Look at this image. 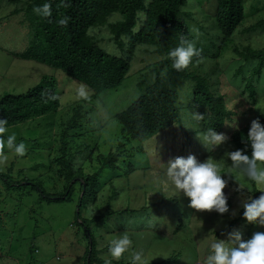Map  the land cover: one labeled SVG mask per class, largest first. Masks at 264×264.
<instances>
[{
	"label": "rangeland",
	"instance_id": "rangeland-1",
	"mask_svg": "<svg viewBox=\"0 0 264 264\" xmlns=\"http://www.w3.org/2000/svg\"><path fill=\"white\" fill-rule=\"evenodd\" d=\"M10 9L0 13V18H3L0 26V99L5 94H23L44 77H53L58 84L62 106L57 115L8 128L4 136L15 133L16 142L26 145V153L19 157L5 147L3 153L6 158L0 159V173L12 169L13 181L33 179L42 182L48 193L64 192L68 184L57 175L61 139L73 109L80 106L82 118L75 128L68 131L66 142L68 152L76 157L82 175L97 174L103 166L100 155L109 153L119 154L115 162L119 167L117 173L123 175L129 164L136 168L130 176L116 180L115 185L120 192L116 198L113 184H107V181L115 179V173L104 172L101 175L99 196L92 208L95 210L93 217L104 215L106 224L89 226L97 240L98 259L103 262L111 260L107 255L108 245L112 239L127 232L133 241L132 246L121 259L112 260L113 263H129L132 252L142 251L145 264H149L153 262V256L160 254L156 251L163 250V255H171L175 250L182 255L181 264H204L210 254L211 243L216 238L227 240L228 233L224 232L230 230L231 222L241 216L243 203L255 197L252 184L246 177L241 175L237 179V175H231L236 169L228 171L232 162L225 153L235 150L230 141L231 133L264 113V64L258 65V55L264 51V0H244L245 19L229 40L220 39L216 0H188L179 15L186 23V36L201 53L200 57L192 58L193 63L188 65L190 72L204 78L213 95L223 96L227 108L233 113V121L223 126L226 132H221L228 140L212 151H207L197 139L206 132L211 114L201 111L203 106L200 104V109H192L191 93L195 84L191 82L180 84L178 88L181 124L175 123L144 142L131 140L123 133L116 115L143 95V90L154 81L159 71L161 74L165 71L159 69L161 58L152 52L151 47H138L132 68L118 90L91 98L84 85L87 94L81 97L78 89L83 84L61 70L18 60L7 53L8 50L18 52L26 49L29 41V32L22 26L23 13L12 15L13 9ZM92 35L96 36L98 45L105 52L122 55V50L109 41L110 34L105 29H96ZM250 84L255 87L254 103L248 91ZM196 112L203 119L193 120L191 114ZM189 154L199 161L210 156L220 162L222 174H227L223 190L229 208L227 213L220 215L215 211L192 209L186 197H173L164 189L163 164ZM79 183L72 194V203L46 205L38 204L35 195L28 199L29 189L10 193L0 180V264H27L31 254L29 248L33 245L39 250L35 258L44 263L86 264L84 255L89 245V230L75 222ZM239 184L244 187L240 188ZM88 209L87 206L85 211ZM131 210L139 213L136 220V216L117 214ZM107 213L110 217L106 216ZM84 217L92 216L84 214ZM180 219L182 228L173 234ZM108 227L112 229L108 230ZM234 230L246 240L254 232H264V227L252 224L248 228L242 223Z\"/></svg>",
	"mask_w": 264,
	"mask_h": 264
},
{
	"label": "trees",
	"instance_id": "trees-1",
	"mask_svg": "<svg viewBox=\"0 0 264 264\" xmlns=\"http://www.w3.org/2000/svg\"><path fill=\"white\" fill-rule=\"evenodd\" d=\"M1 1L0 13L6 8L13 9L12 15L23 13L22 26L29 32L26 49L18 52L8 50L7 53L18 60L33 61L61 70L69 78L85 85L91 98L118 90L132 68L139 46L153 49L152 52L161 58L159 69H165L164 74L159 71L154 81L143 90V95L116 115L123 133L131 140L144 142L175 123L181 124L178 88L180 84L188 82L195 84L191 93L192 109L199 108L198 104H200L203 106L201 111L206 110L211 114L207 129L212 128L218 133L226 132L223 126L233 121V113L227 108L223 96L213 95L204 78L190 72L188 66L180 71L171 66L172 61L168 57V52L175 48L182 38L189 40L186 36V23L179 17L188 0H64L63 4L61 0ZM45 2L51 4V17H42L33 12V7L41 6ZM216 2L220 39L229 40L245 19L244 0H216ZM64 16L69 18L67 26L58 25L57 20ZM6 19L7 17L4 20ZM2 20L3 18H0V26ZM101 28L110 34L109 41H113L122 50V55H111L98 45L99 41L92 32ZM258 57V65L264 64V51ZM192 63L193 61L190 64ZM159 69L156 71L158 72ZM248 91L254 103L255 87L250 84ZM61 106L57 81L53 77H44L40 83L23 94H5L1 97L0 118L6 119L7 128H11L45 119L49 115H57L61 111ZM82 111L80 106L73 109V115L62 134L58 160L60 168L57 175L68 184L64 192L48 193L42 182L33 179L13 181L10 174L12 169L7 173H0V180L4 182L10 193H21L29 189L26 194L28 199H32L35 195L38 204L46 205L72 203L75 186L80 182L75 222L89 230L90 240L84 259L86 264H104L98 259L97 240L94 239L89 226L93 223H105L106 217L102 215L85 218L84 214L90 216L85 210L87 206L93 207L97 202L102 183L101 175L104 172L116 175L115 179L107 181V184H113L116 198L120 194L118 186L115 185L116 180L130 176L136 168L129 164L127 172L123 175L117 173L119 167L115 162L119 154L109 153L106 156L100 155L99 159L103 166L97 174L86 177L82 175L76 157L68 152L66 142L68 131L76 127L78 120L82 118ZM255 119H259L261 124H264V115L261 113ZM250 124L251 121L242 128L234 130L230 140L235 150H245L248 155H251V149L246 143V138ZM237 172L238 170H235L231 175H237ZM250 183L252 193L255 195L253 199L258 198L260 192L256 191L251 181ZM171 200L175 201V199ZM243 211L244 209L239 218L231 222L230 230L227 229L224 233L231 232L238 224L245 223L248 228L252 226L243 218ZM178 212L180 211L176 213ZM127 213L117 212L119 216H136L135 220L139 216V213L133 210ZM106 216L109 214L107 213ZM180 222L181 219L173 234L180 232L182 228ZM110 229L112 227H108V230ZM34 246L29 248L31 254L26 261L27 264L43 263L35 258L39 250L37 251ZM156 252L160 254L153 256V262L149 264H181L182 255L178 251L174 250L171 255H163L165 254L163 250ZM111 264H131V262H111Z\"/></svg>",
	"mask_w": 264,
	"mask_h": 264
},
{
	"label": "clouds",
	"instance_id": "clouds-1",
	"mask_svg": "<svg viewBox=\"0 0 264 264\" xmlns=\"http://www.w3.org/2000/svg\"><path fill=\"white\" fill-rule=\"evenodd\" d=\"M64 0H61V4ZM33 12L42 17H51V4L43 3L41 6L33 7ZM69 18L64 16L57 20L58 25L67 26ZM193 31H198L193 29ZM201 53L195 44L186 39H181L179 44L168 52V57L172 61V68L180 71L185 69L193 57H200ZM81 97L86 96V88L81 85L78 89ZM262 115L264 113L261 112ZM195 121L203 119V116L196 113L191 114ZM8 132L7 120L0 118V159H4L3 149L6 147L14 153L23 157L26 153V145L23 142H16V135L12 133L4 136ZM199 142L207 151L215 150L228 140L223 133H218L209 128L199 137ZM243 140V138H242ZM246 143L250 146L251 155L245 150L237 149L226 152L225 157L232 162V169L238 170L237 179L243 175L251 181L256 191L260 192L258 198L251 199L243 203V218L250 224H258L264 227V124L259 119L251 121ZM164 167V189L173 197L183 195L189 201L188 206L198 211H215L223 215L229 211L227 197L223 190L227 180V174H222L220 162L208 157L199 161L189 154L186 157L177 156L168 160ZM241 166H244L241 171ZM240 188L244 186L239 184ZM87 214L93 216L95 210L90 207ZM133 241L127 232L112 239L108 245L107 255L111 260H105L104 264H111L112 260H119L129 251ZM131 264H145L144 253L134 251L130 256ZM204 264H264V232H254L249 239H242L239 231L228 233L227 240L215 239L210 245V254L204 260Z\"/></svg>",
	"mask_w": 264,
	"mask_h": 264
},
{
	"label": "built area",
	"instance_id": "built-area-1",
	"mask_svg": "<svg viewBox=\"0 0 264 264\" xmlns=\"http://www.w3.org/2000/svg\"><path fill=\"white\" fill-rule=\"evenodd\" d=\"M37 264H47V263H44V262H43V263H41V262L39 263V262H38Z\"/></svg>",
	"mask_w": 264,
	"mask_h": 264
}]
</instances>
